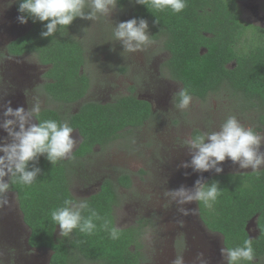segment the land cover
<instances>
[{"label":"trees","instance_id":"16d2710c","mask_svg":"<svg viewBox=\"0 0 264 264\" xmlns=\"http://www.w3.org/2000/svg\"><path fill=\"white\" fill-rule=\"evenodd\" d=\"M239 1L186 0V8L179 14L168 9L156 11L134 0H117V4H129L133 18L148 22L151 41L163 43L169 53L166 71L182 88H189L192 98L206 100L213 94L228 92L235 108L253 115L257 131H263L264 27L243 21ZM18 5L16 0L17 11ZM80 20L75 19L66 28L58 27L45 38L41 32L46 31L47 22L29 18V31L7 46L10 56L31 55L41 65L50 66L42 90L56 103H79L91 89L90 78L83 73L86 50L75 35ZM242 40L247 44L239 46ZM154 117L152 104L140 99L132 88L130 94L110 103L86 102L66 117L55 109H43L39 118L66 121L77 130L82 142L75 157H83L96 145L107 146L123 133L144 127ZM197 133L201 132L196 130L193 135ZM35 168L41 171L32 185L9 181V191L16 193L24 223L31 232L29 246L51 250L49 264H142L146 260L142 252L146 220L139 222V227L119 229L118 240L99 229L91 235L74 230L68 236H57L59 227L51 221L50 211L62 206L66 198L75 199L70 191L72 169L64 159L52 164L46 155L29 162L28 170ZM213 182H218L222 191L210 206L198 202L202 221L210 231L224 237L225 247H235L251 238L248 226L256 220L258 236L251 238L255 259L241 264H258L264 260V168L215 175L206 184ZM117 185L129 188L131 180L121 176ZM117 197L114 183L107 181L100 193L85 200L115 226L113 207Z\"/></svg>","mask_w":264,"mask_h":264},{"label":"rangeland","instance_id":"374dc122","mask_svg":"<svg viewBox=\"0 0 264 264\" xmlns=\"http://www.w3.org/2000/svg\"><path fill=\"white\" fill-rule=\"evenodd\" d=\"M15 3L16 0H0V111L5 110L9 97L16 100V107L22 106L25 111L39 103L41 110L55 109L64 117L78 112L86 102L110 103L117 97L130 94L132 88L141 99L153 101L155 97L160 98V104L153 101L155 117L151 122L133 132L123 133L110 147L96 149L92 156L81 162L83 166L78 167L72 176L71 187L74 198L83 200L99 190L101 180H116L124 172H130L133 185L131 189L120 191L126 202L116 211L118 226H132L144 214L143 218L151 223L147 231L143 230L145 264H172L178 255L183 256L185 264H195L196 248L193 251L189 249L193 243L187 250L180 249L187 239L181 232L175 231L179 220L172 217L176 206L181 205L164 193L181 186L191 187L197 179L216 174V171L197 172L192 167H181L183 163L190 164L192 158V150L184 141L190 139L196 130L201 133L217 131L229 116H235L246 128L257 131L254 116L237 110L228 92L213 94L206 100L192 98L187 109H177L174 94L182 85L166 71L169 53L163 43L150 39L142 50L127 53L123 52L122 44L114 40L115 25L133 18L129 4H117L110 17L102 16L95 21L80 20L75 35L86 50L87 64L83 73L90 78L91 89L79 103L66 105L53 102L42 90L47 69L41 67L34 56H3L8 44L30 29L29 23L20 24L17 21L20 14L15 9ZM239 6L243 21L253 26L264 25V0H240ZM254 9L258 17L253 13ZM240 43L239 46L247 44L245 40ZM20 76V82L15 85L17 81L14 80ZM3 123H0V128H3ZM260 134H264V130ZM78 135L77 132L71 134L76 141L73 151L80 142ZM260 150L264 152V145ZM218 167L223 169L221 173L252 171L250 168L241 169L230 159ZM7 196L10 205L0 210V264H48L50 251H34L32 255L27 250L28 228L23 222L17 195L9 192ZM13 225L18 229L12 237ZM6 227L11 228V232H7ZM249 232L252 238L257 237L256 220L249 224ZM191 235L188 234V239ZM212 247L213 252L205 255L204 260H210L211 264H227L226 257L224 262L221 255L223 237L214 234L209 249ZM258 264H264V260Z\"/></svg>","mask_w":264,"mask_h":264},{"label":"clouds","instance_id":"9594fccd","mask_svg":"<svg viewBox=\"0 0 264 264\" xmlns=\"http://www.w3.org/2000/svg\"><path fill=\"white\" fill-rule=\"evenodd\" d=\"M136 4L148 5L156 11L166 9L179 14L187 6L186 0H134ZM117 0H19L17 21L27 24L31 18L33 22H47L44 24L46 31L41 32L42 37H50L58 27L66 28L77 18L91 21L99 17H110L115 10ZM86 9L88 11L86 12ZM115 41L122 44L123 52L135 53L150 43L148 22L140 18L119 22L113 28ZM174 97H178L175 107L185 110L190 106L192 95L188 87L181 88ZM41 106L34 104L28 111L24 107L13 109L11 102L4 110L3 129L11 137V143H0V210L10 205L7 193L10 182L30 186L36 181L40 173L39 168L28 170L30 161L39 156L46 155L52 164L66 159L73 152L76 141L71 134L73 128L66 121L54 119H40ZM10 117V119H9ZM36 118L39 123H30L31 118ZM19 130L16 131L15 127ZM207 141V142H206ZM184 144L192 150V158L189 163H183L181 167H192L197 172L215 170L221 173L223 169L218 167L226 159L238 163L241 169H251L258 172L264 168V152L260 148L264 145V134L257 133L252 128H246L235 116H229L220 125L217 131L197 133ZM9 177V181H5ZM222 189L218 182L210 185L195 181L192 189L184 187L164 193L181 205L177 210L181 215L187 216L194 211L186 205L193 202H202L210 206L221 194ZM87 210L88 214L84 212ZM51 221L59 227L60 234L68 236L74 230L87 235L95 231L103 230L112 240L120 238V230L112 225L111 221L93 207L87 200L66 198L62 206L50 211ZM99 222V224L97 223ZM221 255L226 257L227 264H241L243 261L253 262L254 250L252 239L246 238L241 245L235 247H222ZM172 264H185L182 255L176 256ZM195 264H206L204 254L198 253Z\"/></svg>","mask_w":264,"mask_h":264},{"label":"flooded vegetation","instance_id":"af4514ba","mask_svg":"<svg viewBox=\"0 0 264 264\" xmlns=\"http://www.w3.org/2000/svg\"><path fill=\"white\" fill-rule=\"evenodd\" d=\"M15 9H16V3H15ZM16 11H17V9H16ZM256 10L254 9V11H253V13H255V15H256ZM17 13H18V11H17ZM19 14V13H18ZM256 17H258L257 15H256ZM29 23V22H28ZM261 27H264V25L263 26H261ZM29 31V30H28ZM27 31V32H28ZM27 32H25V33H27ZM25 33H23L22 35H19L17 38H19V37H21V36H23ZM16 38V39H17ZM12 42V41H11ZM10 56L8 53H7V50H6V54H4L3 56L4 57H8V56ZM25 56H28V55H25ZM25 56H23V57H25ZM10 57H13V56H10ZM13 58H22V57H13ZM37 60V59H36ZM39 63V62H38ZM40 64V63H39ZM86 64H87V56H86ZM40 66L41 67H44V68H46L47 70L50 68V66H44V65H41L40 64ZM86 66V65H85ZM46 70V71H47ZM46 73V72H45ZM45 75V74H44ZM19 79V80H18ZM18 79H16V80H14V81H17V82H14V84L15 85H17L19 82H20V80H21V76L18 78ZM43 84H42V86L45 84V82H46V80H45V78H44V76H43ZM16 90L17 91H20L19 89H17L16 88ZM12 97H9V102H12L13 103V106H12V104H11V107L13 108V109H16L17 107H16V105H17V102H16V100L14 99V98H12ZM141 99V98H140ZM144 100V99H143ZM153 101H154V103H158V104H160V102H161V99L160 98H153L152 99ZM146 101H148V100H146ZM153 101H149L151 104H152V106H153V109H154V105H153ZM6 106H7V104H6ZM155 111V110H154ZM3 113H4V111H0V123L1 122H4V120L6 119L5 117H4V115H3ZM9 119H10V117H9ZM34 121H35V123H34ZM30 123H34V124H38L37 123V120H36V118L35 119H30V121H29ZM15 130L16 131H18L19 130V128H18V126H16L15 127ZM74 132H77L78 134H79V132L77 131V130H73V133ZM260 132H262V131H259V133ZM72 133V134H73ZM79 136V138H80V142H79V144L77 145V148L79 147V145H80V143L82 142V137L80 136V134L78 135ZM121 138V137H120ZM120 138H118L117 140H119ZM4 142H7V143H11L12 142V139H11V137H9L8 136V133L3 129V128H0V143H4ZM116 142V141H115ZM115 142H112V143H110L109 145H107V146H99V145H96L94 148H93V150L91 151V152H89V153H87L86 155H84L83 157H79V156H76L75 157V152H76V150H77V148L73 151V153L71 154V156L69 157V158H66V159H64L65 161H67L68 162V164H69V166H70V168L72 169L71 171H72V176L75 174V172H76V170L78 169V167H80V166H83V165H81L82 163V161H84V160H86L88 157H90V156H92L93 154H94V152L96 151V149H98V148H101V149H104V148H107V147H110L112 144H114ZM0 155H3V153H0ZM263 169V168H262ZM244 172H251V171H244ZM229 173H243V172H225V173H219V174H229ZM218 173H216V174H211V175H209V176H207V175H204L202 178H201V182L202 183H204V184H206L207 183V181L212 177V176H215V175H219ZM124 175H126V176H128L129 177V179L131 180V186L129 187V188H127V187H123V186H119V185H117V183H118V180H119V178L121 177V176H124ZM121 176H119L116 180H113V179H111V178H105V179H103V180H101L102 182H101V184L99 185V190L96 192V193H94V194H92V195H90V196H88V197H85V198H83V200H85V199H88V198H90V197H92V196H94V195H96V194H98V193H100V191H101V189H102V186H103V184L104 183H106L107 181H110L112 184L114 183V188L116 187V191H117V195H118V197H117V202H116V204L114 205V207H113V218H114V222H115V226L116 227H118L119 229H129L130 227H133V226H136V227H139L140 225L138 224L139 222H141L142 220H146L147 222V225H146V227H145V230L147 231V229H149V227H150V225H151V223H150V220H148V219H144L143 217H144V214L141 216V217H139V219H137L135 222H133L134 224L132 225V226H129V227H126V228H124V226H118V218H117V214H116V211L118 210V209H120L121 208V206L123 205V204H125V202H126V199L123 197V196H121V193H120V191L121 190H126V189H131L132 188V185H133V178H132V174L130 173V172H124ZM5 179V181H8L9 182V177H5L4 178ZM70 180H71V183H72V177L70 178ZM71 183H70V191H71V193H72V195L74 196V194H73V189H72V187H71ZM194 185H195V183H193L192 184V186L190 187V185H188L187 187H186V189H192L193 187H194ZM182 187V186H181ZM190 187V188H189ZM176 190H178V189H176ZM9 192H11V191H9ZM8 192V193H9ZM167 203H168V201H167ZM169 203H171V200L169 201ZM188 208H190V209H193L194 211H192V212H190L189 213V215H187V216H184V215H181L179 212H178V208L179 207H181V206H176V209H175V212H174V214H173V219L174 220H176V221H178L179 220V226H177V228H175V231H179V232H181L182 233V235L183 236H185L186 237V239H187V241L185 242V246L183 247V245H182V247H180V249L181 248H186V250L189 248V244L190 243H193V247H190L189 249H191L192 251L196 248V250H195V253H203L204 254V256L206 255L207 256V254L208 253H212L213 252V248L214 247H212V248H210L209 249V246H210V244L212 243V236L214 235V234H218V235H220V236H222L221 234H219V233H214V232H212V231H210L209 229H208V227L204 224V221H202V218H201V215H200V211H199V206H198V202H193V203H191V204H189V205H186ZM20 209V208H19ZM138 207H136V211L138 212V214L140 213L138 210ZM22 214V213H21ZM139 216V215H138ZM22 219H23V216H22ZM23 222H24V220H23ZM9 224H10V222H9ZM257 225V224H256ZM13 228H14V230H13V234H12V237L15 235V232H16V230L18 229V227H16V225H13L12 226ZM27 228H28V226H26ZM6 231L7 232H11V228H7L6 227ZM59 228H58V230H57V236H60L61 234L59 233ZM248 231H249V226H248ZM189 233H191L192 235L190 236V238L188 239V234ZM30 234H31V232H30V230H29V228H28V237H27V241H26V247H27V250L28 251H31V254L33 255V254H35L34 253V251H42V250H48V249H34V248H31L30 246H29V237H30ZM249 234H250V232H249ZM250 236H251V234H250ZM258 236V235H257ZM223 237V236H222ZM252 238V237H251ZM180 239H182V237L180 236ZM143 243H144V237H143ZM179 245H181V244H179ZM223 247H225V245H224V237H223ZM144 250H145V245H144V247H143V249H142V252H143V254L145 255V252H144ZM48 251H50L51 252V255H50V258H51V256H52V251L51 250H48ZM219 260H221L222 259V256L220 255L219 256ZM145 259H146V255H145ZM49 261H50V259H49ZM206 261V264H211L212 262H209L210 260H208V259H206L205 260ZM223 261L225 262V257H224V259H223ZM146 263V260L142 263V264H145ZM48 264H49V262H48Z\"/></svg>","mask_w":264,"mask_h":264}]
</instances>
